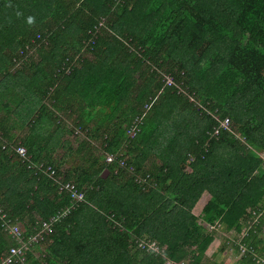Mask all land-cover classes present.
Here are the masks:
<instances>
[{
  "label": "trees",
  "instance_id": "16d2710c",
  "mask_svg": "<svg viewBox=\"0 0 264 264\" xmlns=\"http://www.w3.org/2000/svg\"><path fill=\"white\" fill-rule=\"evenodd\" d=\"M28 47L33 52L20 61ZM156 70L204 110L163 86ZM60 105L76 115L72 126L58 118ZM145 105L128 140L126 128ZM1 110L0 206L24 236L69 197L21 162L16 144L31 163L53 165L85 193L29 248L25 264H215L206 255L217 231L237 235L264 212V0H0ZM11 116L23 129L18 136ZM225 118L228 130L219 128ZM77 128L86 132L74 135ZM71 134L74 147L64 139ZM58 149L82 162L63 171L64 160H53ZM108 154L116 161L106 163ZM200 200L199 220L192 208ZM263 227L264 215L240 239L259 256ZM229 237L220 251L238 254ZM141 239L156 241L160 252L139 250ZM13 245L0 225V264ZM238 256L233 264H254L251 253Z\"/></svg>",
  "mask_w": 264,
  "mask_h": 264
},
{
  "label": "built area",
  "instance_id": "2783aa9c",
  "mask_svg": "<svg viewBox=\"0 0 264 264\" xmlns=\"http://www.w3.org/2000/svg\"><path fill=\"white\" fill-rule=\"evenodd\" d=\"M105 19L102 18L98 24L93 28L92 32L93 36L91 38H88L87 40L82 41V49L80 53H83L86 50V47L88 48L90 44L94 43V39L96 37V34L99 33L101 28L104 27ZM28 52L23 54L22 50H20V61H25L29 55L33 52V48L28 47ZM77 63V57H75L70 65H74ZM65 72L69 71V66L64 65ZM158 73V79L162 83L163 86L166 87H175L179 93H183L187 96L189 102L195 104L198 108H202L204 110V106L200 104L199 101H197L194 96L189 95L188 92L184 88H181L179 84H175L172 78L165 74L164 72H161L160 70H156ZM149 108V105L144 106V110L142 115L136 116L129 124V126L126 128V136L127 139H132L140 129V126L142 124V117L147 112ZM208 112V111H207ZM209 114L212 115V112ZM219 128H222L224 130L229 129V119L225 118L219 123ZM82 132H86V129L77 128L74 132V135L81 134ZM218 133V128L214 129L213 134ZM4 145H7L6 142H4ZM13 150L17 157L20 159L21 162H25L28 164V168H33L35 171H39L40 174H43L47 178L53 180L55 183L58 184L59 190H64L69 197L68 204L60 209L58 212H56L54 215L50 216L47 220H43L40 222L39 228L29 236L23 235V230L21 227L13 223L10 218H8L7 213L4 212L3 208L0 206V225L1 227L15 240L16 245H13L9 249V254L6 257V259L3 260L5 264H11V263H20L25 264V254L29 250V248L40 241L45 240L46 237L50 236L53 233L54 226L59 223L64 218L68 217V215L76 208L79 207V205L84 202L85 200V193L83 190H79L75 183L72 181H66L63 180V176L61 174H58L57 170L54 168L53 165L47 164L45 162H39L37 164H33L29 161V155L27 153V150L24 146L21 144H16L13 147ZM106 163H112L116 161V158L114 155L108 154L105 158ZM118 165L120 167H125V163L123 159H119ZM133 169L131 167L128 168V172L132 174ZM147 177L143 178L142 176H138L135 178V181L138 184H142L147 182ZM264 215V212L260 213H253V219L248 227L242 228L241 232L239 234H235L234 238H230L232 240H235L237 251L240 256L251 253L253 256L254 264H264V255L259 256L257 253L255 254L252 248H248L245 245L240 243V239L247 235V230L252 226V224L256 223L258 218ZM237 236V237H236ZM136 247L144 252H150L157 254L160 252V248L156 241L150 240V239H141L135 241Z\"/></svg>",
  "mask_w": 264,
  "mask_h": 264
},
{
  "label": "crops",
  "instance_id": "0c3cea01",
  "mask_svg": "<svg viewBox=\"0 0 264 264\" xmlns=\"http://www.w3.org/2000/svg\"><path fill=\"white\" fill-rule=\"evenodd\" d=\"M43 106L44 107H46V108H48L49 110H51V111H54L55 112V110H53V106H52V103L50 102V101H46L45 99H44V101H43ZM62 107H64V106H62V105H60V110L58 111V112H56V114L58 115V118L61 120V121H63L64 122V124H66V125H68L69 127L70 126H72L73 124H74V122H75V118H76V115L74 114V113H72V111L71 110H66V109H64V108H62ZM89 108H87L86 109V111L87 112H89ZM90 113V112H89ZM77 114V113H76ZM7 115L4 113V111L3 110H1L0 111V120H2V119H4V117H6ZM12 116H11V119L9 120V125H11L13 128H15V129H13L12 131H11V133L12 134H14L15 136H18V135H20V134H22L23 133V129H21V128H19L20 127V125L19 124H17V122H15V123H12L11 121H12ZM97 119H98V116H92V119H91V122L93 123V122H96L97 121ZM16 121V120H15ZM89 127V126H88ZM64 139L66 140H69V142H71V144H73V147L74 146H76V143H75V138L72 136V134L71 135H66L65 137H64ZM63 153H65L64 152V150L63 149H58L57 151H56V153H54V155H53V160L55 161V162H60L61 160H64V162H63V164H62V170L63 171H68V170H70V169H72L73 167H75L76 165H79L81 162H82V156H80V154H77V153H74L73 152V154H71V155H67V157L66 156H62V154ZM67 154V153H66ZM190 169H191V166L189 165L188 167H187V170L188 171H190ZM106 173V171H104V174ZM220 231L221 232H224L225 233V231L224 230H221L220 229ZM219 234V233H218ZM226 234H228V236H230V235H233V234H235V232H229V233H227L226 232ZM221 237H223V236H221ZM259 238H260V240H261V242H260V245H259V247H260V249H261V253H262V255H264V227H263V229H262V231H261V233L259 234ZM222 239V238H221ZM215 241H216V238H215V240H213V242L210 244L211 245V247L215 244ZM221 245V247H219V248H217L216 250L214 249V250H212V253L214 252V254H215V257L217 256V255H219V253H221L222 255V259L220 260V262H222V261H225V264H229V254H230V251H227V250H224V251H220V249L222 248V244H220ZM219 252V253H218ZM225 258V259H224ZM220 264V263H219ZM224 264V263H223Z\"/></svg>",
  "mask_w": 264,
  "mask_h": 264
},
{
  "label": "rangeland",
  "instance_id": "374dc122",
  "mask_svg": "<svg viewBox=\"0 0 264 264\" xmlns=\"http://www.w3.org/2000/svg\"><path fill=\"white\" fill-rule=\"evenodd\" d=\"M203 202V200H200L198 201V203L192 208V213L199 218V220L201 219L202 217V212H201V206H200V203ZM199 204V206H198ZM217 233H219L220 236L217 237L216 241H215V244L211 247V245L209 246V249H208V254L206 255L207 256V259L210 261V262H214L215 264H225V261H222L220 262V260L222 259V254L219 253V255H217L216 257H210L211 254H212V250H216L217 248L221 247V236H228V234H226V232H221L220 230L217 231ZM220 238V239H218ZM214 254V252H213ZM238 254L234 251V250H231L230 251V254H229V264H233L237 259H238ZM225 259V258H224Z\"/></svg>",
  "mask_w": 264,
  "mask_h": 264
},
{
  "label": "clouds",
  "instance_id": "9594fccd",
  "mask_svg": "<svg viewBox=\"0 0 264 264\" xmlns=\"http://www.w3.org/2000/svg\"><path fill=\"white\" fill-rule=\"evenodd\" d=\"M29 19H31V17H29Z\"/></svg>",
  "mask_w": 264,
  "mask_h": 264
}]
</instances>
